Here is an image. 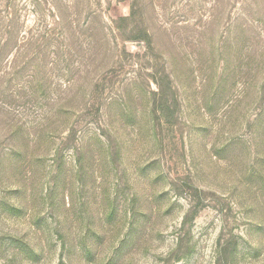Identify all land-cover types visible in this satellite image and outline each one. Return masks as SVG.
<instances>
[{
  "label": "rangeland",
  "instance_id": "obj_1",
  "mask_svg": "<svg viewBox=\"0 0 264 264\" xmlns=\"http://www.w3.org/2000/svg\"><path fill=\"white\" fill-rule=\"evenodd\" d=\"M219 259L264 264V0H0V264Z\"/></svg>",
  "mask_w": 264,
  "mask_h": 264
},
{
  "label": "trees",
  "instance_id": "obj_2",
  "mask_svg": "<svg viewBox=\"0 0 264 264\" xmlns=\"http://www.w3.org/2000/svg\"><path fill=\"white\" fill-rule=\"evenodd\" d=\"M136 18V2H133L131 4V13L129 16L126 17H121L118 20L115 21V26L118 29H121L123 24L128 25L129 23H131L132 21H134V19ZM140 34L138 37L135 38H139L142 42H144L145 44H147L149 46V48H152L154 45V38L153 35L147 31V30H141ZM54 36L55 40L56 36H57V32L54 29H46L45 32L43 33V35H39V39L43 42L52 39V37ZM26 47V45H25ZM166 73L164 72V75ZM165 77H167V75H165ZM160 91V90H159ZM156 97H161V99L159 101H161V111L165 112L167 105L166 103H168L167 98L165 97L164 91H161V94H159V92H157L155 94ZM224 247H222L223 249ZM217 264H223L222 261L219 259L217 261Z\"/></svg>",
  "mask_w": 264,
  "mask_h": 264
}]
</instances>
